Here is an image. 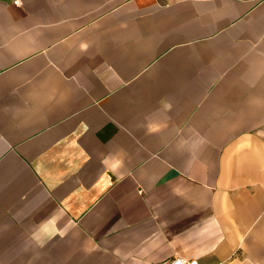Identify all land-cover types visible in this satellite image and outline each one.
<instances>
[{
	"label": "crops",
	"instance_id": "crops-1",
	"mask_svg": "<svg viewBox=\"0 0 264 264\" xmlns=\"http://www.w3.org/2000/svg\"><path fill=\"white\" fill-rule=\"evenodd\" d=\"M175 258L264 264V0H0V264Z\"/></svg>",
	"mask_w": 264,
	"mask_h": 264
},
{
	"label": "built area",
	"instance_id": "built-area-1",
	"mask_svg": "<svg viewBox=\"0 0 264 264\" xmlns=\"http://www.w3.org/2000/svg\"><path fill=\"white\" fill-rule=\"evenodd\" d=\"M15 5H18V2H14ZM170 264H198L196 261H186L182 259L175 258L173 259Z\"/></svg>",
	"mask_w": 264,
	"mask_h": 264
}]
</instances>
